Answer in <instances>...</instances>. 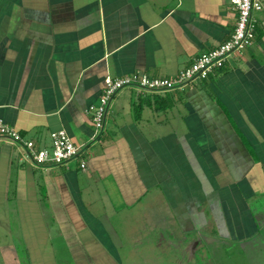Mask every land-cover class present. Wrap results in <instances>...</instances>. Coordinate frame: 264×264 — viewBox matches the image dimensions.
I'll return each mask as SVG.
<instances>
[{
  "label": "crops",
  "instance_id": "0c3cea01",
  "mask_svg": "<svg viewBox=\"0 0 264 264\" xmlns=\"http://www.w3.org/2000/svg\"><path fill=\"white\" fill-rule=\"evenodd\" d=\"M253 20L244 52L183 88L122 89L97 132L107 77L175 78L229 40L230 0H0V121L38 149L59 131L81 148L36 166L0 137L4 259L56 260L53 229L76 264H123L132 233L180 260L200 238L262 252L264 8Z\"/></svg>",
  "mask_w": 264,
  "mask_h": 264
},
{
  "label": "built area",
  "instance_id": "2783aa9c",
  "mask_svg": "<svg viewBox=\"0 0 264 264\" xmlns=\"http://www.w3.org/2000/svg\"><path fill=\"white\" fill-rule=\"evenodd\" d=\"M238 13L236 28L225 43L209 53L200 55L191 66L182 70L175 78H151L145 74H133L128 77L105 79V89L101 95L99 105L89 107L92 114V123L97 132L105 128L110 104L116 94L126 87L145 90H174L183 88L199 79H205L209 74L233 53H242L255 43L256 25L253 13L264 8V0H230ZM0 137L8 138L12 142L20 143L27 151L30 161L36 166L46 164H65L77 158L81 148L77 147L65 131L53 134L52 149H38L34 142L26 141L18 131L0 121ZM86 168V162L81 163Z\"/></svg>",
  "mask_w": 264,
  "mask_h": 264
},
{
  "label": "rangeland",
  "instance_id": "374dc122",
  "mask_svg": "<svg viewBox=\"0 0 264 264\" xmlns=\"http://www.w3.org/2000/svg\"><path fill=\"white\" fill-rule=\"evenodd\" d=\"M46 218V220H48ZM57 228V227H56ZM137 228L135 227V230ZM58 230V229H57ZM264 231V229L262 230ZM14 230L12 229V233ZM52 236L55 238V248L58 250L56 260H39L38 262H33L34 264H76L71 254H65L61 251L60 246H63L62 240L60 238V233H56L54 229L52 230ZM59 232V231H58ZM4 238H2V234H0V264H18L17 260L10 259L9 262L4 259L2 252V241L8 239L9 236L3 232ZM135 234H130L126 239V243L123 244V248L121 249V253L123 255L122 263L123 264H264V250L262 252L258 251H249L246 253L240 254L238 250L234 247H229V249L222 248L220 243L211 244L206 243L203 238H200L197 244H194L188 248L186 245L185 252H193L195 257L193 259H189L188 257L180 260L176 256L172 254V250L174 248L172 246H167L164 249V252L161 248H155L153 246L150 247L149 244L140 243L139 247H135ZM2 238V239H1ZM134 245V246H133ZM167 245V244H166ZM185 246V245H184ZM125 247V248H124ZM219 248V250L217 249ZM172 249V250H171ZM179 252V251H178ZM23 255V252H21ZM164 253L166 256H164ZM67 255V256H66ZM174 256V257H173ZM20 257V256H19ZM71 257V258H70ZM26 261V262H25ZM29 259H25L24 257L19 258L20 264H28Z\"/></svg>",
  "mask_w": 264,
  "mask_h": 264
}]
</instances>
